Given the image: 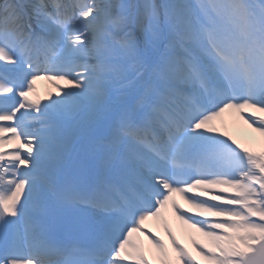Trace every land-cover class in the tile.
Wrapping results in <instances>:
<instances>
[{"label": "snow or ice", "instance_id": "obj_1", "mask_svg": "<svg viewBox=\"0 0 264 264\" xmlns=\"http://www.w3.org/2000/svg\"><path fill=\"white\" fill-rule=\"evenodd\" d=\"M173 219L206 264H264V0H0V264H200Z\"/></svg>", "mask_w": 264, "mask_h": 264}, {"label": "bare ground", "instance_id": "obj_2", "mask_svg": "<svg viewBox=\"0 0 264 264\" xmlns=\"http://www.w3.org/2000/svg\"><path fill=\"white\" fill-rule=\"evenodd\" d=\"M60 87H64V85L61 83ZM43 90L44 86H41L40 83H38L36 95L39 99L43 98L42 100H45V98L49 97V95L54 97L56 94V86L54 85H50L47 92H44ZM113 93V102L111 103H113V105H117L120 103V96L115 91ZM77 117L80 123L82 122V124H89V116L87 112H83ZM220 119L222 120L223 124L226 125L227 129L229 130V133L236 140H238L242 144L253 148L254 150H259L261 141L259 134L253 132L250 128H248V126L242 120H240L234 113H225ZM93 127H95L96 130L98 129L102 131V128L100 126ZM95 129H90V131L93 132ZM185 207L187 206L185 205ZM171 224L173 231L177 233V236L180 239L181 243L189 248V251L192 252L194 256H196V259L200 262V264H206V262L203 261V259L199 257L196 252L191 248L187 231L183 230L182 226H180L179 223L176 222L174 219L171 220ZM145 225L148 228H151L154 232H156L157 235H159L162 239H164L165 243H167V238L163 235L162 229L158 226L155 220L150 219L146 221ZM153 257H155L154 254L150 255V258Z\"/></svg>", "mask_w": 264, "mask_h": 264}]
</instances>
